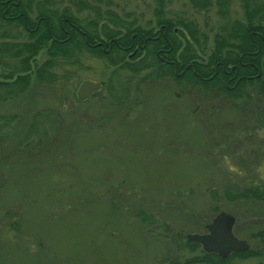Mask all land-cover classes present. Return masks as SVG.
Masks as SVG:
<instances>
[{"label":"rangeland","instance_id":"obj_1","mask_svg":"<svg viewBox=\"0 0 264 264\" xmlns=\"http://www.w3.org/2000/svg\"><path fill=\"white\" fill-rule=\"evenodd\" d=\"M78 1L48 2L75 11ZM111 3L135 25L158 28L153 0ZM239 3L230 1L229 17L242 18ZM164 16L193 20L207 49L221 20L214 6L187 0H169ZM69 68L75 94L83 79L99 89L61 101L59 91L36 86L0 102V114L20 112L18 136L36 123L26 144H0V264H161L176 254L172 235L203 233L218 211L236 212L233 234L259 246L250 233L264 227V200L223 197L226 188L264 190V96L254 102L249 83L236 96H212L189 85L183 69L143 80L149 69L132 73L89 53ZM257 262L264 248L230 264Z\"/></svg>","mask_w":264,"mask_h":264},{"label":"trees","instance_id":"obj_2","mask_svg":"<svg viewBox=\"0 0 264 264\" xmlns=\"http://www.w3.org/2000/svg\"><path fill=\"white\" fill-rule=\"evenodd\" d=\"M48 1L0 0V102L18 101L36 86L48 92L59 91L61 101L68 98L78 100L74 91L73 71L69 67L79 65L84 53L103 57L109 65L126 68L132 73L149 69L141 78L143 80L176 78L174 69H183L181 77L190 81L192 87L198 86L197 91L236 96L243 93V86L249 83L252 89L247 94L250 93L254 102L258 103L264 96V0H239L241 19L228 16L229 0H187L194 9L206 10L214 6L216 15L221 19L208 49L205 34L193 20L166 18L164 9L169 0H153L156 26L163 25L166 38L162 34H154L157 38L145 40L142 48H136L127 60L123 56L135 47V38L139 37L142 41L145 36H152V27L142 28L135 25L134 20L122 18L110 7L111 0L104 3H100V0H80L76 5L74 3L75 11L67 6L52 7ZM82 11L87 13L84 18L79 16ZM175 25L179 26L177 34L171 32ZM182 30L186 33L185 38ZM133 33L135 35L131 38ZM157 50H161L166 62L158 58ZM241 63L250 64L245 66ZM233 65V69H230ZM222 67L229 72L223 73ZM247 75L251 77L245 78ZM228 76L231 77L229 85L237 76L241 77L228 89L223 81ZM125 93V90L120 92L122 95ZM37 115L40 116V112ZM20 116V112L0 114V144L15 137L17 144L20 141L26 144L27 140L24 139L33 135L35 122L18 136ZM35 139L38 141L37 136ZM27 146L31 147L32 144ZM224 199L226 203L245 199L264 200V190L257 186L226 188ZM230 212L236 216V212ZM250 236L258 241L259 246H249L226 257H219L215 253L204 252L198 243L187 240L185 234L176 233L172 235L176 254L162 259L161 264H230L233 259L260 256L264 248V227L251 232ZM184 250L190 256L180 261L179 255Z\"/></svg>","mask_w":264,"mask_h":264},{"label":"water","instance_id":"obj_3","mask_svg":"<svg viewBox=\"0 0 264 264\" xmlns=\"http://www.w3.org/2000/svg\"><path fill=\"white\" fill-rule=\"evenodd\" d=\"M110 41V40H109ZM100 84L96 81L83 79L76 88V97L80 100L87 98L97 91ZM234 217L224 211H218L204 225L203 233H186L187 240L198 243L207 253H215L219 257H226L231 252L242 251L248 248V243L236 237L232 232ZM188 264H212L208 262H192Z\"/></svg>","mask_w":264,"mask_h":264},{"label":"flooded vegetation","instance_id":"obj_4","mask_svg":"<svg viewBox=\"0 0 264 264\" xmlns=\"http://www.w3.org/2000/svg\"><path fill=\"white\" fill-rule=\"evenodd\" d=\"M230 1H231V0H229V4H230ZM11 3H12V2H11ZM13 4H16V3L14 2ZM229 13H230V9L228 8V14H229ZM162 26H163V25H160L157 29L152 30L150 33H152L153 35L150 36V37L145 36V37L142 39V41L139 39V37H136V38H135V39H136V44H135L136 47L132 48L130 54H127V56H128V57L132 56V55L135 53L136 48H142V46H143L145 40L150 39V38H152V39L157 38V36L154 35V34H157V35L162 34V35H163V38H166V36H165V35H166V34H165V33H166V30H165V29L162 30ZM178 30H179V29H177L176 27H173V28L171 29V32H172L173 34H177ZM182 33L184 34V38H185V35H186L185 31L182 30ZM134 35H135V33H133V34L131 35V38H133ZM249 36H250V34H249ZM180 40L183 41V38H180ZM262 41H263V40H262ZM97 43H98V44H101V42H97ZM100 46H101V45H100ZM160 51H161V50H157V51H156V54H158V57L161 59L162 62H166V59H165L163 56H161V55L159 54ZM248 54H249V52H248ZM169 62H172V61H169ZM241 64L246 66V64H250V63H241ZM233 67H234V65H233V66H230L229 68H230V69H233ZM221 69H222V72L225 73V74L229 72V70H227V69H225V68H223V67H222ZM182 72H183V70L177 71V70L174 69V71H173L174 75H176V76L180 75ZM193 72H194V71H193ZM240 77H241V76H237V77H236V80L233 82L232 85H229V83H228L229 80L231 79V77H230V76L226 77V78L223 80V81H224V85H225V87L228 88V89H229V88H232L233 85H235L236 81H237ZM244 77H245V78H250L251 76H250V75H247V76H244ZM177 86H178V85H177ZM182 86H183V84L179 85L177 88L180 90V89L182 88ZM92 94H93V93H91L90 95H92ZM216 94H217V93L212 94V96H215ZM234 223H235V219H234V221H233V225H234ZM233 225H232V228H233ZM248 245H249V244H248ZM248 247H249V246H248Z\"/></svg>","mask_w":264,"mask_h":264}]
</instances>
